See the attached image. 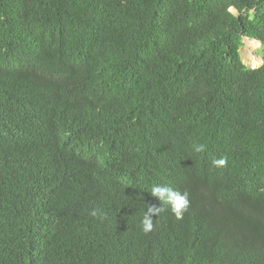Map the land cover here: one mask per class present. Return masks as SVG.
<instances>
[{"label":"trees","instance_id":"16d2710c","mask_svg":"<svg viewBox=\"0 0 264 264\" xmlns=\"http://www.w3.org/2000/svg\"><path fill=\"white\" fill-rule=\"evenodd\" d=\"M245 38L264 0H0V264H264ZM154 184L190 207L145 233Z\"/></svg>","mask_w":264,"mask_h":264},{"label":"clouds","instance_id":"9594fccd","mask_svg":"<svg viewBox=\"0 0 264 264\" xmlns=\"http://www.w3.org/2000/svg\"><path fill=\"white\" fill-rule=\"evenodd\" d=\"M207 148L206 144L194 145L196 152H204ZM226 158H215L212 160V164L215 167H223L226 165ZM150 194L157 198L161 204L160 206H149L148 211L144 214L142 221L143 231L145 233L151 232L153 230V216L158 215L161 211H164L163 205H168L171 208L172 213L175 215L176 219H182L184 213L188 211L190 207V200L188 191L180 192L174 190L173 188L165 185H153L150 190ZM92 216H97L98 211L93 209L90 213Z\"/></svg>","mask_w":264,"mask_h":264},{"label":"rangeland","instance_id":"374dc122","mask_svg":"<svg viewBox=\"0 0 264 264\" xmlns=\"http://www.w3.org/2000/svg\"><path fill=\"white\" fill-rule=\"evenodd\" d=\"M245 40L246 39H242V45L240 48L241 58H242V60L246 66L254 68L255 66H252L249 62V55H250V53L255 54L257 57H259V59H260L259 63H261L262 55L264 53V46H262L261 44H259L257 42L250 41L249 43L256 44L254 47L250 48V47H247Z\"/></svg>","mask_w":264,"mask_h":264},{"label":"bare ground","instance_id":"6f19581e","mask_svg":"<svg viewBox=\"0 0 264 264\" xmlns=\"http://www.w3.org/2000/svg\"><path fill=\"white\" fill-rule=\"evenodd\" d=\"M252 40V39H251ZM249 39H246L245 40V42H246V44H247V47H254L256 44H252V43H249ZM253 41V40H252ZM255 42V41H254ZM252 51V50H251ZM259 61H260V59H259V57H257L255 54H251L250 53V55H249V62H250V64L252 65V66H255V67H259V66H261V64H262V59H261V63H259ZM260 64V65H259ZM258 65V66H257Z\"/></svg>","mask_w":264,"mask_h":264},{"label":"water","instance_id":"95a60500","mask_svg":"<svg viewBox=\"0 0 264 264\" xmlns=\"http://www.w3.org/2000/svg\"><path fill=\"white\" fill-rule=\"evenodd\" d=\"M233 13H236V11L234 10V9H232L231 10ZM245 39H248V38H245ZM252 40H254V39H252ZM255 42H257V43H259V44H261L260 42H258V41H256V40H254ZM263 65V60H262V64H261V66ZM261 66H259V67H261ZM255 69V68H254Z\"/></svg>","mask_w":264,"mask_h":264}]
</instances>
